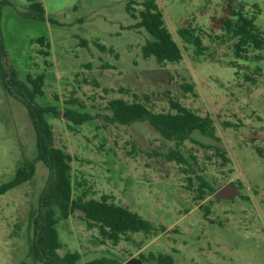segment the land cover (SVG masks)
<instances>
[{
	"label": "rangeland",
	"instance_id": "rangeland-1",
	"mask_svg": "<svg viewBox=\"0 0 264 264\" xmlns=\"http://www.w3.org/2000/svg\"><path fill=\"white\" fill-rule=\"evenodd\" d=\"M1 1L5 60L17 81L29 87L27 73L43 74L44 96L37 100L48 109L55 146L65 147L73 158L75 193L109 194L156 226L150 234L134 233L117 245L102 243L98 230L88 229L83 213L75 210L57 224L60 255L78 252L80 263L108 257L122 264L140 254L166 253L175 264H264V62L232 67V42H223L217 37L221 32L210 28L211 16L224 7L258 4L257 24L264 30V0H158L184 51L181 62L165 66L143 57L141 47L149 35L132 27L137 20L126 12L128 0H42L44 21L25 16L27 0ZM187 23L207 32L204 55H196L192 46L184 48L177 30ZM41 35L48 46L32 41ZM185 81L196 84V96L184 93ZM134 93L150 95L146 104L156 111H167L173 96L214 119L219 140L195 132L192 137L206 146L186 140L181 147L186 159L196 156L195 173L168 158L175 143L148 122L123 125L111 119L108 102L119 97L133 101ZM68 109L85 122L68 119ZM217 146L228 161L217 154ZM37 155L27 107L0 80V182L13 179L26 160L35 163L29 181L0 196V264H48L31 249L51 178ZM197 175L217 190L231 183L240 192L229 199L214 193L202 198Z\"/></svg>",
	"mask_w": 264,
	"mask_h": 264
},
{
	"label": "trees",
	"instance_id": "trees-1",
	"mask_svg": "<svg viewBox=\"0 0 264 264\" xmlns=\"http://www.w3.org/2000/svg\"><path fill=\"white\" fill-rule=\"evenodd\" d=\"M27 2L28 11L25 16L44 21L46 10L42 0H27ZM3 4L4 2L0 0V9ZM133 4H137L138 7ZM246 6L240 4L238 7H224L220 15H213L210 18L211 31L221 32L217 37L223 42H232L234 60L231 61V66L239 69L248 62H264V30L257 24L261 8L258 4L251 5L249 9ZM126 12L137 20L132 27L144 28L149 35L141 47L145 59L154 58L161 66L183 60V47L167 26L158 0H141L138 3L128 0ZM177 34L184 48L192 46L196 55L205 54L207 46L204 39L207 32L203 27L187 23L178 28ZM32 41L40 46L49 45L44 35ZM100 47L107 50L105 45ZM43 52L47 53V51ZM5 57L6 53L0 37L1 83L4 89L20 97L27 107L36 130L37 160L43 161L51 172L50 181L42 196V210L37 220L36 236L31 246L32 253L48 264H121L118 260L108 257H99L80 263L78 252L68 251L61 256L59 250L62 248V242L57 224L61 219L69 218L75 210H80L87 228L97 229L102 243L111 242L114 245L119 244L123 239L130 240L131 234L134 233H152L156 229L155 224L140 213L117 203L109 194L94 198L87 197L86 192L75 193L71 166L73 158L65 147L55 146L53 125L46 117L48 109L37 100L44 96L43 74L27 73L26 81L30 84L29 87L25 84L26 82L17 81L14 68L8 67ZM260 70V67H257L255 71L260 72ZM195 87L196 84L190 81L182 84L185 94L189 92L196 96ZM23 90H26V93ZM134 97L133 101L122 97L111 99L107 107L111 112V119L123 125L148 122L164 139L175 143V148L168 154V158L185 163L189 166V170L195 173L194 165L198 164L196 156L191 154V160L186 159L181 152V147L186 140L200 143L192 137L195 132L207 138L219 140L214 119L210 115L202 116L196 113L173 96L168 97L170 108L167 111H156L152 106L147 105L146 102L150 101L148 94L140 96L134 93ZM66 113L68 119L75 123L85 122V117L73 109H68ZM200 144L206 146L203 143ZM216 152L225 161L229 160L225 151L219 146L216 147ZM34 172L35 163L26 160V163L17 169L13 179L0 182V196L29 181ZM197 178L199 179L198 192L202 198L206 194L217 191L204 175H197ZM188 180L192 184V177H188ZM140 257L148 263L175 264L171 254L150 253L147 256L140 254Z\"/></svg>",
	"mask_w": 264,
	"mask_h": 264
},
{
	"label": "water",
	"instance_id": "water-1",
	"mask_svg": "<svg viewBox=\"0 0 264 264\" xmlns=\"http://www.w3.org/2000/svg\"><path fill=\"white\" fill-rule=\"evenodd\" d=\"M239 192L240 189L238 185L229 183L219 188L214 193V197L217 199H229L239 194ZM122 264H144V261L141 257L133 256L128 260L124 261Z\"/></svg>",
	"mask_w": 264,
	"mask_h": 264
}]
</instances>
